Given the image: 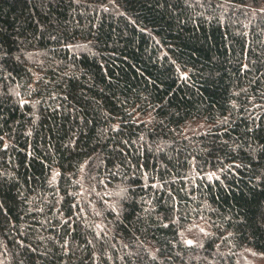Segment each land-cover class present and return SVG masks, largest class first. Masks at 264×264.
<instances>
[{"label": "trees", "instance_id": "16d2710c", "mask_svg": "<svg viewBox=\"0 0 264 264\" xmlns=\"http://www.w3.org/2000/svg\"><path fill=\"white\" fill-rule=\"evenodd\" d=\"M264 257V0H0V264Z\"/></svg>", "mask_w": 264, "mask_h": 264}, {"label": "rangeland", "instance_id": "374dc122", "mask_svg": "<svg viewBox=\"0 0 264 264\" xmlns=\"http://www.w3.org/2000/svg\"><path fill=\"white\" fill-rule=\"evenodd\" d=\"M248 264H264V257L256 256L254 259L248 260Z\"/></svg>", "mask_w": 264, "mask_h": 264}]
</instances>
